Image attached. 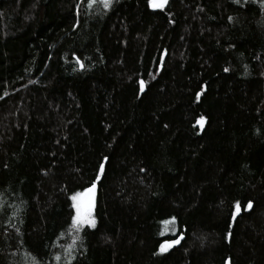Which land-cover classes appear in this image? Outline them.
<instances>
[{
	"label": "trees",
	"instance_id": "16d2710c",
	"mask_svg": "<svg viewBox=\"0 0 264 264\" xmlns=\"http://www.w3.org/2000/svg\"><path fill=\"white\" fill-rule=\"evenodd\" d=\"M0 264H264L258 2L0 0Z\"/></svg>",
	"mask_w": 264,
	"mask_h": 264
},
{
	"label": "snow or ice",
	"instance_id": "6c2138e0",
	"mask_svg": "<svg viewBox=\"0 0 264 264\" xmlns=\"http://www.w3.org/2000/svg\"><path fill=\"white\" fill-rule=\"evenodd\" d=\"M83 2V0H82ZM96 0H88V7H91ZM105 8H109L110 5L113 3V0H101ZM234 3L236 4H241V0H233ZM248 0H244V3H247ZM253 3L258 2L260 4L261 9H264V0H252ZM168 4V0H148V5L149 7L153 9H161L163 10L165 5ZM229 21H232V17L228 18ZM166 54V53H165ZM77 63L80 65V68L83 69L84 65L83 63L77 59ZM225 72H228L229 69L225 68ZM139 92L142 94L146 90V82L144 80H140L139 82ZM199 98V94H197ZM139 98V97H138ZM201 127H203L204 123V118H201L200 121ZM167 127V125H165ZM108 160V157H103V162L99 164V170H98V175H97V180L100 179V176L105 172V162ZM141 172L146 171L144 168L140 169ZM96 190V181H93L90 187L84 190L82 193H76L75 195L71 196V200L73 201L72 207L74 209L75 214L71 218V223L74 227V229L78 232L81 227L84 225L89 226L90 228H95L96 227V220L93 217V208H94V193ZM235 211L231 213L232 219L235 220L236 217L240 213L241 205L239 202H237L234 205ZM253 208V203L251 201H248L247 204L244 206V211H251ZM173 224L175 222V218H172L171 221ZM230 236V233H229ZM183 239V237H179L177 239L169 240L160 245V253H165L167 252L170 248H172L175 245H178ZM56 260H59L60 257L56 256Z\"/></svg>",
	"mask_w": 264,
	"mask_h": 264
},
{
	"label": "bare ground",
	"instance_id": "6f19581e",
	"mask_svg": "<svg viewBox=\"0 0 264 264\" xmlns=\"http://www.w3.org/2000/svg\"><path fill=\"white\" fill-rule=\"evenodd\" d=\"M96 186H97V185H96ZM96 191H97V189H96ZM82 192H83V191H82ZM82 192H80V193H82ZM95 200H96V197H95ZM94 207H95V204H94ZM93 213H94V208H93ZM71 230H72V227H71ZM178 236H179V237H181V236L183 237L184 235L181 233V234H179Z\"/></svg>",
	"mask_w": 264,
	"mask_h": 264
},
{
	"label": "water",
	"instance_id": "95a60500",
	"mask_svg": "<svg viewBox=\"0 0 264 264\" xmlns=\"http://www.w3.org/2000/svg\"><path fill=\"white\" fill-rule=\"evenodd\" d=\"M90 187V186H89ZM96 189H97V186H96ZM84 192V191H83ZM95 197H96V190H95V193H94V204H95Z\"/></svg>",
	"mask_w": 264,
	"mask_h": 264
}]
</instances>
